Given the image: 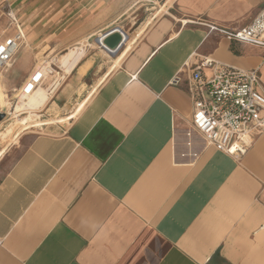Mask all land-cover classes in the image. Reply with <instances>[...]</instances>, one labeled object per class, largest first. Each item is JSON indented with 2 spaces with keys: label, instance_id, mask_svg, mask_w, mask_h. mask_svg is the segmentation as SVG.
I'll use <instances>...</instances> for the list:
<instances>
[{
  "label": "crops",
  "instance_id": "0c3cea01",
  "mask_svg": "<svg viewBox=\"0 0 264 264\" xmlns=\"http://www.w3.org/2000/svg\"><path fill=\"white\" fill-rule=\"evenodd\" d=\"M159 3L69 0L39 28L41 58L83 52L44 108L88 96L69 126L0 148V264H264V134L240 158L190 140L184 74L209 59L258 69L264 89V49L208 28L246 27L264 0H174L136 27ZM115 29L111 55L97 41Z\"/></svg>",
  "mask_w": 264,
  "mask_h": 264
},
{
  "label": "built area",
  "instance_id": "2783aa9c",
  "mask_svg": "<svg viewBox=\"0 0 264 264\" xmlns=\"http://www.w3.org/2000/svg\"><path fill=\"white\" fill-rule=\"evenodd\" d=\"M1 1L16 33L6 37L0 35V72L11 68L25 38L13 14L14 0ZM208 28L230 42L264 49V8L242 29L229 30L215 25ZM44 68L36 69L16 90L19 98L31 95L44 85L47 79ZM184 74L186 91L193 105L186 136L190 140L199 138L206 147L229 156H244L264 134V89L259 70H243L205 59L187 65ZM180 81L181 77L177 76L176 82ZM0 114L7 116L1 108Z\"/></svg>",
  "mask_w": 264,
  "mask_h": 264
},
{
  "label": "rangeland",
  "instance_id": "374dc122",
  "mask_svg": "<svg viewBox=\"0 0 264 264\" xmlns=\"http://www.w3.org/2000/svg\"><path fill=\"white\" fill-rule=\"evenodd\" d=\"M68 1L69 0H15L12 6L14 13L16 14V18L19 22L24 24L25 29V40L22 41L21 47L17 52V56L18 54H21V57L22 54L25 53V55H23V61H20V64L22 65L27 63L32 65V70L34 71L41 66L45 67L51 65L50 67L53 69V73H50L47 76V79L42 86L43 89L46 88L45 90L49 94L50 98L54 95L60 84L65 80L68 73H66L64 69H59L61 67L62 56H59L57 60L53 56H51L50 59H44L37 55L36 49L38 47V33L39 28L44 27L45 21H52L54 15L60 13L61 5L62 9L65 10L64 13L69 14V7L65 8V5L68 4H66V2ZM173 1L174 0H165L164 2L166 5L162 6L163 3L161 4V0H159L160 3L157 6L151 4L149 7H145L147 9L144 8L145 10L143 9V12L146 13L147 10V16H143L144 18L137 23L136 27L143 24L148 20V18H152L154 15L157 16L165 13ZM6 13L7 12L3 8L2 1L0 0V35H4L5 37L10 33H15V27L10 26V20L6 16ZM47 26H50L49 30L46 29V33L48 34L51 31L50 29H52V23L47 24ZM40 32H43V30H40ZM140 35L141 33H137V35L134 33L133 37H135V40H138ZM17 56L15 57V60L17 59ZM14 67L15 64L10 71H2L3 77L0 79V88L2 86L0 90V94L2 91V96L0 95V108L7 113V116L0 120V148L17 143L20 136L23 135L22 133L26 134L29 132H40L50 127L69 126L74 119L69 122V124L66 123V119L77 111L79 108V103L82 104L86 96H88V94L84 92V94L80 96L77 105L75 104L73 107L67 108L65 110L47 107L46 109L43 108L39 111H36L33 113V115L31 114L32 120L30 121L31 123L29 122L28 127L20 126L9 113L11 112L12 107L15 106L19 101L16 90H19L20 86L17 85L16 75H9ZM101 81L102 80H97L94 84L96 86L90 88V91L97 89V86L101 83ZM25 116L28 117L29 114L25 113L21 116V118H24ZM17 126L20 127V129ZM7 131L11 132L8 133ZM17 136H19V138L16 140Z\"/></svg>",
  "mask_w": 264,
  "mask_h": 264
},
{
  "label": "bare ground",
  "instance_id": "6f19581e",
  "mask_svg": "<svg viewBox=\"0 0 264 264\" xmlns=\"http://www.w3.org/2000/svg\"><path fill=\"white\" fill-rule=\"evenodd\" d=\"M13 14H15L14 11H13ZM130 47H131V45H129V48ZM77 49L78 48H76L75 50H71L61 60V65L63 66L64 70L68 74L71 72L72 68L75 66V64L82 57L83 52L82 51H79ZM50 66H45V68H44L45 71H46V73H47V76L50 73H53L52 72L53 69ZM2 77H3L2 72H0V79ZM1 88H2V86H1ZM1 88H0V90H1ZM45 89H43L42 86H41L38 89H36L35 92L32 93L31 95L26 96V97H20L18 103L15 106L12 107L11 112H9V113L12 116V118L15 119L16 122H18L17 123L18 125L24 126V127H28L29 126V122L32 120L33 113L36 112V111H39V110L43 109L46 106V104L48 103L50 97H49V94L47 93V91ZM0 95L2 96V91H1V94ZM83 107H84V105H83ZM25 113H28L29 116L28 117L25 116L24 118H21V116L23 114H25ZM34 116H36V115H34ZM37 123H38V121H37ZM18 128L20 129V127H18ZM13 129H14V126H13ZM10 132H8V133H10ZM22 134H24V133H22ZM18 138H19V136L16 137V140Z\"/></svg>",
  "mask_w": 264,
  "mask_h": 264
},
{
  "label": "water",
  "instance_id": "95a60500",
  "mask_svg": "<svg viewBox=\"0 0 264 264\" xmlns=\"http://www.w3.org/2000/svg\"><path fill=\"white\" fill-rule=\"evenodd\" d=\"M125 41L126 37L122 32L119 29H115L105 34L97 42L101 47L107 50L109 54L114 55ZM4 117L3 114H0V120L4 119Z\"/></svg>",
  "mask_w": 264,
  "mask_h": 264
}]
</instances>
